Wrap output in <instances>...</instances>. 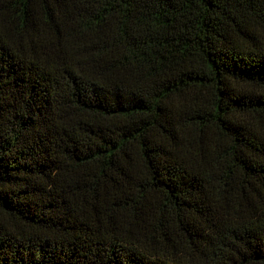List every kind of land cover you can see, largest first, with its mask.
Segmentation results:
<instances>
[{"label":"trees","instance_id":"1","mask_svg":"<svg viewBox=\"0 0 264 264\" xmlns=\"http://www.w3.org/2000/svg\"><path fill=\"white\" fill-rule=\"evenodd\" d=\"M0 264H264V0H0Z\"/></svg>","mask_w":264,"mask_h":264}]
</instances>
